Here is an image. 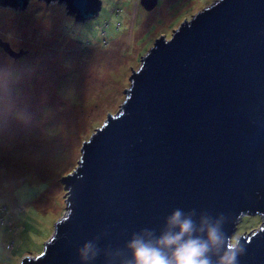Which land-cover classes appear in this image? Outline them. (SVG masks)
I'll return each instance as SVG.
<instances>
[{
	"label": "water",
	"instance_id": "water-1",
	"mask_svg": "<svg viewBox=\"0 0 264 264\" xmlns=\"http://www.w3.org/2000/svg\"><path fill=\"white\" fill-rule=\"evenodd\" d=\"M29 1L0 6L25 10ZM41 1L63 4L77 22L101 10V0ZM153 40L130 65L124 100L60 175L67 213L42 253L20 264H79L84 241L122 248L175 208L223 215L230 238L242 217L261 215L262 226L236 240L238 264H264V0H217Z\"/></svg>",
	"mask_w": 264,
	"mask_h": 264
},
{
	"label": "rangeland",
	"instance_id": "rangeland-1",
	"mask_svg": "<svg viewBox=\"0 0 264 264\" xmlns=\"http://www.w3.org/2000/svg\"><path fill=\"white\" fill-rule=\"evenodd\" d=\"M216 1L101 0L85 22L60 3L0 6V39L27 52L15 59L0 47V264L42 253L67 213L60 175L124 100L130 65L141 64L154 37L170 39L183 17ZM262 223L245 215L233 238Z\"/></svg>",
	"mask_w": 264,
	"mask_h": 264
},
{
	"label": "clouds",
	"instance_id": "clouds-1",
	"mask_svg": "<svg viewBox=\"0 0 264 264\" xmlns=\"http://www.w3.org/2000/svg\"><path fill=\"white\" fill-rule=\"evenodd\" d=\"M223 215L182 208L173 209L159 228L132 232L123 247L101 248L99 237L86 240L76 250L79 264H238L244 248L228 237Z\"/></svg>",
	"mask_w": 264,
	"mask_h": 264
},
{
	"label": "flooded vegetation",
	"instance_id": "flooded-vegetation-1",
	"mask_svg": "<svg viewBox=\"0 0 264 264\" xmlns=\"http://www.w3.org/2000/svg\"><path fill=\"white\" fill-rule=\"evenodd\" d=\"M14 50V49H13Z\"/></svg>",
	"mask_w": 264,
	"mask_h": 264
}]
</instances>
